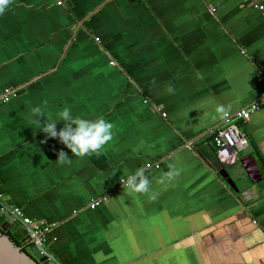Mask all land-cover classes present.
<instances>
[{
	"label": "crops",
	"instance_id": "1",
	"mask_svg": "<svg viewBox=\"0 0 264 264\" xmlns=\"http://www.w3.org/2000/svg\"><path fill=\"white\" fill-rule=\"evenodd\" d=\"M4 89L15 97L0 103V198L52 226L59 264H264V105L237 122L242 155L220 159L211 142L216 104L232 114L264 93V18L246 0H12L0 15ZM36 106L41 126L62 128L67 106L113 123L114 138L73 157L41 143ZM61 150L71 164L56 163ZM169 164L179 175L161 183ZM138 168L148 193L119 184Z\"/></svg>",
	"mask_w": 264,
	"mask_h": 264
},
{
	"label": "clouds",
	"instance_id": "2",
	"mask_svg": "<svg viewBox=\"0 0 264 264\" xmlns=\"http://www.w3.org/2000/svg\"><path fill=\"white\" fill-rule=\"evenodd\" d=\"M12 0H0V15H2L10 6ZM46 104V101H45ZM231 106L218 103L215 106L213 119H223L229 115ZM45 116L43 109L40 106L31 109V117L33 123L38 126V129L45 134L47 139H58L61 144L70 150L73 157H87L102 154V149L114 138L113 129L115 125L105 118L100 117L95 120L73 116L69 107L59 112V118L63 121V127L57 131L56 121L46 118V122L41 126L34 118ZM56 163L59 165L71 164L72 159L64 151L57 153ZM168 171L162 174L160 182L165 180L172 181L179 175V170L176 165L169 164ZM121 184L130 193H148L150 191L151 180L145 175L144 168H138L134 173H130ZM152 199H156V194H152Z\"/></svg>",
	"mask_w": 264,
	"mask_h": 264
},
{
	"label": "built area",
	"instance_id": "3",
	"mask_svg": "<svg viewBox=\"0 0 264 264\" xmlns=\"http://www.w3.org/2000/svg\"><path fill=\"white\" fill-rule=\"evenodd\" d=\"M246 1L264 18V0ZM56 4L59 5L60 3L56 2ZM94 41H97V39ZM13 97H15V91L4 89L0 96V103H6ZM263 105L264 93L260 95L257 101L250 103L246 107L239 109L222 119L220 125L211 132V142L218 158L225 161L234 160L236 154L247 148V139L237 126V122L245 123L248 120L249 115L256 112ZM161 116L164 115L162 114ZM146 167L149 168L150 166L146 165ZM153 168H157V165H153ZM123 180L125 179L119 180L120 185H122L121 181ZM103 199L104 197L91 201L87 206L88 209H94ZM0 211L6 213L11 219V224H15L22 233V238H25V240L20 241V243L25 247L27 252L35 250L44 256L49 263L59 264V262L47 250L46 237L50 232L51 225L29 219L23 214L21 209L5 204L1 201V198ZM29 241L31 243H29Z\"/></svg>",
	"mask_w": 264,
	"mask_h": 264
},
{
	"label": "water",
	"instance_id": "4",
	"mask_svg": "<svg viewBox=\"0 0 264 264\" xmlns=\"http://www.w3.org/2000/svg\"><path fill=\"white\" fill-rule=\"evenodd\" d=\"M93 13L94 12H92V14ZM241 161L242 160L239 159V163H241ZM217 175L223 179L222 184L225 185V188L228 189V191H231L230 194L234 198L244 201L243 196L247 195L246 191H242L238 193V189L235 187L234 183L231 180L225 179L226 173L223 170H219L217 172ZM0 219L2 220L3 225H7V226L11 225V219L6 213L0 211ZM23 240H25V238L21 239V241ZM29 243L31 242L29 241ZM0 264H51V263H49L44 256H42L41 254H39V252L35 250L28 252V255L25 254L24 252L21 251V248L15 246L8 239L7 236L0 234Z\"/></svg>",
	"mask_w": 264,
	"mask_h": 264
},
{
	"label": "trees",
	"instance_id": "5",
	"mask_svg": "<svg viewBox=\"0 0 264 264\" xmlns=\"http://www.w3.org/2000/svg\"><path fill=\"white\" fill-rule=\"evenodd\" d=\"M0 223H2V220L0 219ZM3 225V224H2ZM0 234L5 235L8 237V239L15 245L21 248V251L28 255V252L26 251L25 247L20 243L22 239V233L18 229V227L15 224H11L9 226L3 225V228L0 227Z\"/></svg>",
	"mask_w": 264,
	"mask_h": 264
},
{
	"label": "rangeland",
	"instance_id": "6",
	"mask_svg": "<svg viewBox=\"0 0 264 264\" xmlns=\"http://www.w3.org/2000/svg\"><path fill=\"white\" fill-rule=\"evenodd\" d=\"M242 153H243V151H242V152H240V153H238V156L242 155ZM0 227H2V228H3V225H2V223H0Z\"/></svg>",
	"mask_w": 264,
	"mask_h": 264
}]
</instances>
